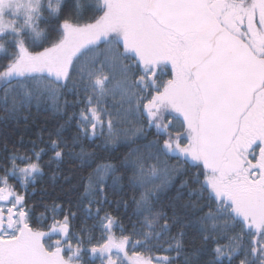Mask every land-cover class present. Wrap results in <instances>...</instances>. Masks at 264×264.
Here are the masks:
<instances>
[{
  "label": "snow or ice",
  "instance_id": "6c2138e0",
  "mask_svg": "<svg viewBox=\"0 0 264 264\" xmlns=\"http://www.w3.org/2000/svg\"><path fill=\"white\" fill-rule=\"evenodd\" d=\"M0 53V122L63 120L4 145L0 264H264V0H0Z\"/></svg>",
  "mask_w": 264,
  "mask_h": 264
},
{
  "label": "trees",
  "instance_id": "16d2710c",
  "mask_svg": "<svg viewBox=\"0 0 264 264\" xmlns=\"http://www.w3.org/2000/svg\"><path fill=\"white\" fill-rule=\"evenodd\" d=\"M41 27L44 28L46 27V25L42 23ZM3 55H4L3 53H0V56ZM68 99L71 100L72 97L69 96ZM78 111L79 109H77V112ZM0 115H2V113H0ZM61 123H63V120L54 118L53 113L46 110V106H41L39 110H37L34 107L31 111L27 123H25L22 118L19 123H15L12 121L0 122V160H2L4 155L6 154L4 151L5 144H7L8 154L13 152L14 145H15V151L20 154H23L25 150L28 147H30V141L32 139H35V134L41 127H46L49 130H51L52 127L59 126V124ZM73 130H74V125H73ZM46 135L47 134L45 133V136ZM5 137H7V139H5ZM21 137H23L22 144L20 142ZM125 150L126 149L121 148L120 152H116L111 155L104 154L103 159L115 162L116 158L121 156V154ZM55 168H56L55 165L46 166L45 174L42 177H39L35 183V189L31 187L27 189L30 195H32V193L35 192V195L32 196V200L30 201L31 203H36L37 201H41L40 203H36L37 211L43 210L44 203H50L52 197L58 196L61 192V189L68 186V184L64 180L65 176L71 177V183L78 184L81 176L87 174L86 172L77 171L72 164L65 163L60 166V172L57 174L55 180H53L52 173ZM176 186L177 187L179 186V182H177ZM128 195L130 196V193ZM172 195H175V189H173ZM61 199H63L62 196ZM115 199L116 198L110 196L109 200L112 202L111 206L105 205V208L106 210L111 211L114 215L120 217L123 221L124 226L127 229L126 234L130 233L132 230V224L135 223L134 219L129 218L131 216V209L125 212L123 206H120L118 208L115 203ZM65 207H67V205H65ZM84 223H85V218L83 214H80L77 219L71 221L72 232L74 233L78 232L80 227L84 225ZM94 223L95 221L89 220L87 221L85 226L91 228ZM137 228H139V225H137ZM87 235L88 236L94 235L96 238H99L100 231H96L94 233H88ZM116 235L117 236L120 235L119 229L116 230ZM191 235L192 234L189 233V237H191ZM85 239L87 240V236L85 237ZM49 243H51V241H49ZM86 247L87 244L85 243V248ZM129 249L130 251H132L133 249V246L131 244L129 245ZM82 262L83 264H99V261L94 257H92L87 252H85L82 255Z\"/></svg>",
  "mask_w": 264,
  "mask_h": 264
},
{
  "label": "rangeland",
  "instance_id": "374dc122",
  "mask_svg": "<svg viewBox=\"0 0 264 264\" xmlns=\"http://www.w3.org/2000/svg\"><path fill=\"white\" fill-rule=\"evenodd\" d=\"M127 247H128L129 253L131 254L132 251H130V249H129V245H128Z\"/></svg>",
  "mask_w": 264,
  "mask_h": 264
}]
</instances>
